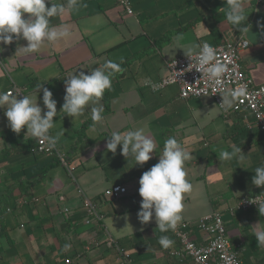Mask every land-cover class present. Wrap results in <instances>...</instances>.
Here are the masks:
<instances>
[{
  "label": "crops",
  "instance_id": "1",
  "mask_svg": "<svg viewBox=\"0 0 264 264\" xmlns=\"http://www.w3.org/2000/svg\"><path fill=\"white\" fill-rule=\"evenodd\" d=\"M130 1L133 15L119 0H82L78 11L50 19L53 26L70 25L72 37L56 46L45 44L37 53L17 51L26 46L24 40L0 45V91L31 93L43 111V91L37 93L35 86L42 84L52 92L58 115L50 134L63 133L57 145L72 170L71 175L58 156L35 153L37 139L26 135V129L12 132L6 107L0 108V264H63L68 258L72 264H126L115 247L105 244L108 235L131 253V264H195L190 257L180 261L170 256L181 243L172 231L160 232L155 216L146 225L137 216L139 179L158 163L169 137L192 153L185 171L193 189L184 196L181 223L220 213L242 263L264 264V247L257 245L254 234V227L264 229V213L234 209L246 196L264 195V187L252 183L255 169L264 165V133L248 130L244 117L253 121L252 114L236 113L233 107L225 111L211 97L184 99L175 84L160 90L151 86L167 75L169 60L185 56L174 39L177 34H182L179 45L185 47L246 38L250 46L241 53L242 70L255 84L264 85V1L248 0L247 34L226 23L224 0ZM108 60L120 64L122 71L112 79L110 110L93 133L90 110L74 120L61 112L64 79L68 73L89 74ZM100 105L105 111V100ZM138 128L156 143L150 161L135 165L121 154V146L115 154L107 151L113 131ZM233 145L241 147L246 160L221 162L219 152H231ZM116 185L128 193L106 198L105 191ZM78 187L104 216L102 225L85 223ZM162 235L174 241L167 250L158 243ZM191 238L203 243L204 233L194 226Z\"/></svg>",
  "mask_w": 264,
  "mask_h": 264
},
{
  "label": "clouds",
  "instance_id": "2",
  "mask_svg": "<svg viewBox=\"0 0 264 264\" xmlns=\"http://www.w3.org/2000/svg\"><path fill=\"white\" fill-rule=\"evenodd\" d=\"M224 3L226 23L240 34H247L251 28L248 24L249 16L246 15L248 0H224ZM81 6H83L82 0H66L65 3H53V0H0V45H11L14 40L27 41L26 46L17 49L25 55L39 52L45 44L56 46L61 41L70 39L73 33L70 25L61 23L53 26L50 24V19L78 11ZM174 39L191 61L187 71L195 69L202 74L201 79L206 80L214 91L221 93L222 103L219 106L225 111L230 110L239 98L248 94L247 85L243 83L238 84L231 91L224 89V77L230 69L218 58L215 47L206 41L187 47L179 45L182 34H177ZM0 51L3 49L0 48ZM172 67H175V62ZM121 71L120 64L108 60L101 67L91 70L89 74L68 73L67 78L64 79L66 95L61 112L74 120L84 116L86 110H90L92 124L89 131L97 132L105 119L100 101L105 92L111 90L114 75ZM172 73L176 78L183 72L172 71ZM35 89L37 93L42 89V101L47 111L42 110L31 93L23 94L22 98H18L21 94L11 90L0 91V108L6 107L4 114L12 132L19 134L26 129V135L30 134L40 143H46L51 150L57 146L63 134H50V130L56 127L54 117L58 115L57 101L53 99L52 92L43 88L42 84H37ZM118 146H121V154L125 158H131L135 161V165L140 166L152 159L156 149L155 141L146 134L144 128L123 132L113 131L108 137L106 149L115 154ZM95 150L93 149L94 152ZM246 158L241 147L236 145L232 146L231 152L221 150L218 155L221 162L233 159L244 162ZM191 159L192 153L175 137H169L164 141L158 163L145 171L139 179L138 193L142 201L137 216L141 224H148L155 216L157 228L161 233L176 230L183 220L184 196L193 189L185 171V163ZM254 173L252 183L257 187H264V165L257 167ZM254 201L259 213H264V198L260 195ZM254 229H256L254 234L257 245L264 247V229H258L257 226ZM158 243L167 250L172 247L174 241L169 236L162 235ZM68 247L70 245H65V248Z\"/></svg>",
  "mask_w": 264,
  "mask_h": 264
},
{
  "label": "built area",
  "instance_id": "3",
  "mask_svg": "<svg viewBox=\"0 0 264 264\" xmlns=\"http://www.w3.org/2000/svg\"><path fill=\"white\" fill-rule=\"evenodd\" d=\"M264 0H258L263 2ZM124 11L133 15L134 9L130 0H119ZM211 45V44H210ZM218 51V58L221 62L226 63L230 71L224 77V89L231 91L238 84L247 85L248 94L245 97L239 98L233 105V111L236 113L249 112L253 116V121L248 115H244L248 130L253 131L259 129L264 133V85H257L248 77L242 70L241 53L250 46L249 40L246 38L227 39L220 45H212ZM175 62V67H172ZM191 61L186 57H178L167 62L168 73L159 83L151 85L153 89L160 90L168 85H178L181 97L188 99L191 97H211L219 105L222 103L220 92L214 91L208 82L202 78V74L195 69L187 71ZM191 70V71H190ZM172 71L183 72L181 76L175 78ZM201 79V80H200ZM14 93L23 92L18 89ZM35 153L58 156L62 164L66 166L71 173L66 155L59 149L58 145L54 149H49L46 143H40L37 140L34 148ZM72 175V173H71ZM78 193L83 196V206L85 209L86 224L102 225L104 216L98 210L96 204L88 197L81 187H78ZM128 193V189L122 185L113 186L105 191V197L108 199H118ZM261 194H253L242 198L236 207V211H248L256 209L258 206L254 201ZM264 198V195H261ZM61 202L66 201V196L59 197ZM64 211L71 213L70 208H65ZM196 226L204 233L203 243H197L191 238V230ZM173 232V231H172ZM173 234L181 243V247L170 251V256L174 259L182 261L186 257H190L195 264H243L239 252L232 245L229 237L225 221L220 213H211L200 218L196 223L184 222L178 224ZM100 245V243H93ZM105 244L109 247H115L126 264H131L132 255L124 247L120 246L117 241L110 235L107 236ZM63 264H72L70 258L66 259Z\"/></svg>",
  "mask_w": 264,
  "mask_h": 264
},
{
  "label": "trees",
  "instance_id": "4",
  "mask_svg": "<svg viewBox=\"0 0 264 264\" xmlns=\"http://www.w3.org/2000/svg\"><path fill=\"white\" fill-rule=\"evenodd\" d=\"M108 91L105 92L104 96H103V100H105V103H106V110L103 112H108L110 110V107H109V99H108ZM41 155V154H40Z\"/></svg>",
  "mask_w": 264,
  "mask_h": 264
}]
</instances>
